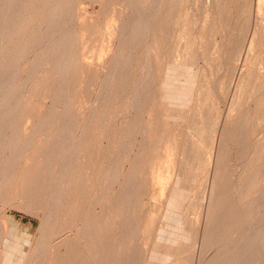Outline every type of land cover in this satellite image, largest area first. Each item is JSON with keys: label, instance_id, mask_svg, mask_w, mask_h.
<instances>
[{"label": "rangeland", "instance_id": "obj_1", "mask_svg": "<svg viewBox=\"0 0 264 264\" xmlns=\"http://www.w3.org/2000/svg\"><path fill=\"white\" fill-rule=\"evenodd\" d=\"M0 183L17 264H261L264 0H0Z\"/></svg>", "mask_w": 264, "mask_h": 264}, {"label": "bare ground", "instance_id": "obj_2", "mask_svg": "<svg viewBox=\"0 0 264 264\" xmlns=\"http://www.w3.org/2000/svg\"><path fill=\"white\" fill-rule=\"evenodd\" d=\"M25 1V0H24ZM17 2H19V1H17ZM20 3V2H19ZM23 3H25V2H23ZM21 5V4H20ZM19 5V6H20ZM136 6V8H137V10H138V13H139V15L141 16V20H142V29H144L145 30V32H147L148 31V23H149V21H148V17H150V16H148V13H147V11L144 9L145 7H142L141 5H139V4H136L135 5ZM20 7H23V5L22 6H20ZM17 8H18V6H17ZM19 9H21V8H19ZM25 9V8H24ZM23 9V10H24ZM17 10V9H16ZM15 12V11H14ZM20 12V11H19ZM18 13V12H17ZM16 14V13H15ZM14 14V15H15ZM150 14V13H149ZM13 15V14H12ZM20 14L18 13V15H16L17 17L19 16ZM22 16H23V14H22ZM25 17V16H24ZM23 17V18H24ZM11 18H13V16L11 17ZM19 18H22V17H20L19 16ZM14 19V18H13ZM12 19V20H13ZM26 19V18H25ZM11 20V21H12ZM20 21L22 22V21H24L23 19L22 20H20L19 19V23H20ZM10 23V22H9ZM9 23H8V25H9ZM12 23H13V21H12ZM12 23H10V25L12 24ZM23 24V23H22ZM14 25H15V23H14ZM22 26V25H21ZM11 27V26H10ZM14 28H16V27H14ZM18 28V27H17ZM16 28V29H17ZM20 28H22V27H20ZM12 29H13V27H12ZM22 30H24V28L22 29ZM143 30V31H144ZM17 31V30H16ZM19 31H20V29H19ZM142 31V30H141ZM21 32V31H20ZM23 32V31H22ZM144 33V32H143ZM147 33H149V32H147ZM147 33H146V35H147ZM23 35V34H22ZM144 35V34H143ZM145 35V36H146ZM17 36H19L18 35V33H17ZM21 37V36H20ZM144 40H146V42H147V44H148V37H146V39H144ZM20 41H21V39H20ZM69 41V40H68ZM22 42V41H21ZM150 47V46H149ZM149 47H148V49H149ZM147 49V50H148ZM146 50V51H147ZM148 52V51H147ZM146 52V53H147ZM148 54H149V52H148ZM149 56V55H148ZM147 56V57H148ZM145 123V122H144ZM27 146V145H26ZM26 146H25V148H26ZM28 147V146H27ZM23 150V149H22ZM22 154V153H21ZM78 154H79V152H78ZM23 155H24V150H23ZM19 156H21L20 154H19ZM17 160H18V157L16 158ZM15 160V159H14ZM75 162H76V160H75ZM78 163V162H77ZM14 164V163H13ZM13 164H12V167H13ZM75 165H77L76 163H75ZM72 173V172H71ZM70 173V174H71ZM5 174V173H4ZM7 175H9V174H7ZM50 176V178H51V174L49 175ZM69 176V175H68ZM4 177V176H3ZM63 177V176H62ZM61 177V180H63V178L64 177H66L65 175H64V177L62 178ZM6 178V175H5V177L3 178V181H4V179ZM7 179V178H6ZM12 179V178H11ZM66 179V178H65ZM68 179H69V177H68ZM74 179V178H73ZM60 179H58V181H59ZM60 180V181H61ZM1 182H2V180H1ZM57 182V181H56ZM3 183H5V182H3ZM62 183V182H61ZM1 184V183H0ZM63 184V183H62ZM61 184V185H62ZM57 185H59V183L57 184ZM4 186V185H3ZM53 187H54V185H53ZM4 188V187H3ZM53 190V189H52ZM57 188L55 189V191L56 192H51V194H50V196H49V202L52 204L53 202H56V201H53V199H60V196L58 195L60 192L62 193V191H59V193H57ZM1 192V191H0ZM60 193V194H61ZM64 194V193H63ZM63 194H62V196H63ZM202 195V194H201ZM62 198H64V197H62ZM51 200V201H50ZM59 202V204H60V201H58L57 200V202L56 203H58ZM49 203V204H50ZM58 205V204H57ZM46 207H47V205H46ZM72 208V207H71ZM44 212H47V211H44ZM244 212V211H243ZM85 216V215H84ZM50 217V213H47L45 216H43L42 218H41V220H47L48 218ZM87 223H89V222H87ZM1 224V223H0ZM249 224V223H248ZM262 224H264V223H262ZM13 225V224H12ZM88 225V224H87ZM8 226V225H7ZM256 226V225H255ZM10 227V226H9ZM233 227V226H232ZM7 228V227H6ZM250 228H251V226H250ZM3 229V228H2ZM232 230V229H231ZM253 230V229H252ZM250 232H251V230H250ZM254 232V231H253ZM253 232H251L252 234H253ZM231 233V232H230ZM4 231L2 232V230H1V225H0V264H17L16 262H14V255L12 254V252H7V250H6V248H5V244L6 243H3V240H4ZM91 236V235H90ZM253 236H254V241H255V239L258 237H256V235H254L253 234ZM252 236V237H253ZM120 237V236H119ZM256 237V238H255ZM247 238V237H246ZM13 239V238H12ZM140 239V238H139ZM87 241V240H86ZM137 241V240H136ZM139 241H141V240H139ZM257 241V240H256ZM255 241V242H256ZM50 243V242H49ZM140 243V242H139ZM65 244H66V249L63 251V252H61L60 254H58L57 256L55 255L56 253H55V251L53 252V254L51 255V260L52 261H56V260H58V263L57 264H71L72 263V259H71V253H72V248L71 247H68V243H66L65 242ZM256 244H257V242H256ZM5 245V246H4ZM12 245V244H11ZM35 245V244H34ZM46 244H44V242L42 243L41 241H40V243H39V251H40V254L43 256V257H45L46 256V254L49 256V250H50V245L49 244H47V246H45ZM48 245H49V247H48ZM243 245V244H242ZM9 247L10 246H8V249H9ZM86 246H84V248H85ZM94 247V246H93ZM96 247V246H95ZM258 248H259V251H260V249H261V247H259V246H257ZM27 248V247H26ZM87 248V247H86ZM37 249H38V245H37ZM53 249V248H52ZM30 250H35V246H32L31 248H30ZM85 250H88V248L87 249H85ZM231 251V250H230ZM88 252H89V250H88ZM14 253V252H13ZM251 253H253L252 251H251ZM260 253V252H259ZM87 254H89V256H90V264H97L98 263V261H99V259H100V255H99V253H98V249H96V248H94V252H92L91 253V255H90V253H87ZM252 255V254H251ZM250 255V256H251ZM261 257H263L262 255H260ZM259 256V257H260ZM255 257H257V256H255ZM258 257V259H260ZM248 258H250V257H248ZM47 259V258H46ZM41 260H42V257H41ZM40 260V262H43V261H41ZM132 260V259H131ZM261 260V259H260ZM129 262H130V260H129ZM233 262V261H232ZM246 262V261H245ZM249 262V261H248ZM260 262V261H259ZM261 264H264V259L263 260H261V262H260ZM42 264V263H41ZM244 264V263H243Z\"/></svg>", "mask_w": 264, "mask_h": 264}]
</instances>
